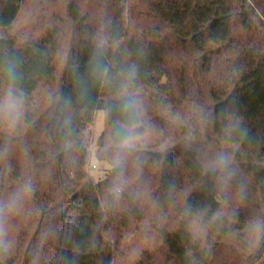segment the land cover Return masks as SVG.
Instances as JSON below:
<instances>
[{
	"label": "trees",
	"instance_id": "obj_1",
	"mask_svg": "<svg viewBox=\"0 0 264 264\" xmlns=\"http://www.w3.org/2000/svg\"><path fill=\"white\" fill-rule=\"evenodd\" d=\"M0 106V264H264V0H0Z\"/></svg>",
	"mask_w": 264,
	"mask_h": 264
},
{
	"label": "rangeland",
	"instance_id": "obj_2",
	"mask_svg": "<svg viewBox=\"0 0 264 264\" xmlns=\"http://www.w3.org/2000/svg\"><path fill=\"white\" fill-rule=\"evenodd\" d=\"M104 126L105 112L103 110H98L95 113L93 121L88 123L84 133L90 158L87 168L95 176V178L101 177L104 174L105 169L109 166L108 163L100 161L97 155V140L103 131Z\"/></svg>",
	"mask_w": 264,
	"mask_h": 264
},
{
	"label": "clouds",
	"instance_id": "obj_3",
	"mask_svg": "<svg viewBox=\"0 0 264 264\" xmlns=\"http://www.w3.org/2000/svg\"><path fill=\"white\" fill-rule=\"evenodd\" d=\"M20 101L18 99H9L7 103V111L11 114L13 111L18 115L19 114ZM5 109L0 106V112H3Z\"/></svg>",
	"mask_w": 264,
	"mask_h": 264
},
{
	"label": "built area",
	"instance_id": "obj_4",
	"mask_svg": "<svg viewBox=\"0 0 264 264\" xmlns=\"http://www.w3.org/2000/svg\"><path fill=\"white\" fill-rule=\"evenodd\" d=\"M95 166V165H94Z\"/></svg>",
	"mask_w": 264,
	"mask_h": 264
}]
</instances>
